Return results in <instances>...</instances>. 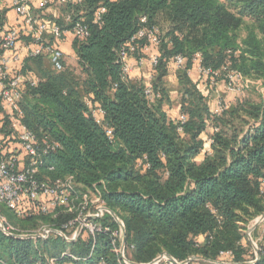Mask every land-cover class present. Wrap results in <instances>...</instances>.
I'll return each instance as SVG.
<instances>
[{"label": "trees", "instance_id": "1", "mask_svg": "<svg viewBox=\"0 0 264 264\" xmlns=\"http://www.w3.org/2000/svg\"><path fill=\"white\" fill-rule=\"evenodd\" d=\"M53 5L61 31L70 32L80 21L88 35L73 36L76 68L63 58V68L56 70L38 55L9 72L21 77L22 122L39 141L58 144L37 177L53 181L72 175L83 188L100 187L107 207L124 224L125 256L136 263H149L162 252L178 261L253 259L243 226L264 213V100L242 95L248 86L232 93L223 85L229 71L264 82V0H67L47 7ZM99 6L105 11L95 22ZM159 22L166 23L163 31ZM151 29L158 39L152 48L158 56L149 80L152 99L146 83L123 74L119 60L139 30ZM135 43L133 56H144L146 38ZM177 55L184 58L183 68L173 67ZM197 56L202 67L218 72L214 85L206 76H189ZM169 74L177 79L175 118L163 109L170 101ZM214 98L226 109L214 113L209 106ZM97 109L98 121L92 114ZM16 134L0 118L4 151L18 149ZM38 203H29L30 214L22 217L0 203V214L18 230L41 223L62 229L71 217L44 216ZM102 222L116 227L108 214ZM92 240L86 234L70 243L56 234L20 239L0 230V264H46L50 258L83 264L62 253L85 257ZM95 248L106 264H119L107 236L98 235ZM258 255L253 264H264V236Z\"/></svg>", "mask_w": 264, "mask_h": 264}, {"label": "built area", "instance_id": "2", "mask_svg": "<svg viewBox=\"0 0 264 264\" xmlns=\"http://www.w3.org/2000/svg\"><path fill=\"white\" fill-rule=\"evenodd\" d=\"M8 4L16 14L21 18L23 27H12L0 35V118H6L10 128L16 130V141L18 149H3V140L0 138V203L3 204L16 217H22L30 214L29 203L38 200L37 209L40 214L56 218L59 214H68L71 217L61 225L63 229H53L48 224L41 223L33 230H18L11 225L4 217L0 216L3 222V228L8 233L36 236L44 240L50 234H56L53 230H58L64 234V240L68 243L76 241L83 234L92 237L88 254L85 257L76 258L68 251L62 255H67L75 260H80L83 264L91 262L92 264H106L102 257L96 256V238L98 235L107 236L110 242V251L115 253L119 264H129L125 258V245L121 247V229L116 223L113 228L102 219L108 214L109 208L103 200L102 190L93 184L91 187L83 188L74 179L72 175L63 178H57L53 181L39 179L37 177L40 165L45 163V156L58 144L53 141L43 139L39 141L22 122V111L18 106L22 91L20 90L21 77L19 75L9 76V63L17 60L16 53L17 42L21 33L30 36L31 46L28 47V56L46 55L52 67L56 70L63 68V52L55 45L45 39V33L58 40L67 31H61L55 23L35 19L32 15V6L30 0H0ZM67 0H40L39 7H47L51 3L63 4ZM105 11L103 6H99L94 14V21L100 22L101 15ZM156 29L139 30L126 47L119 52V60L124 75H129L134 66L140 67L145 59L149 62L151 68L157 64L158 56L152 50L154 44H157ZM70 33L79 40L88 35L87 27L80 21H76ZM145 37L148 44L142 47L145 55L135 57V61H130L136 51V39ZM197 60L196 72L198 75L209 78L211 85H214L218 72L200 65L199 57ZM172 64L175 69L183 68L184 58L177 55L173 57ZM189 74V70H188ZM224 89L237 93L242 87H247L251 80L243 78L236 71H229L224 76ZM150 76L146 82L145 92L152 99L153 93L149 83ZM227 104L219 99L214 108V113H220L225 110ZM102 113L100 109L93 111V117L98 121L97 114ZM181 121L185 120L183 115L179 116ZM107 134L110 131L107 130ZM15 138V137H14ZM210 142V139L207 140ZM111 216V215H110ZM112 217V216H111ZM6 235V234H5ZM8 236V235H7ZM31 237L35 239V237ZM61 237V236H60ZM36 238V239H37ZM255 257V256H254ZM128 259V258H127ZM130 260V259H129ZM180 261L173 258L170 260L162 257L155 264H181ZM46 264H56V259L50 258Z\"/></svg>", "mask_w": 264, "mask_h": 264}, {"label": "crops", "instance_id": "3", "mask_svg": "<svg viewBox=\"0 0 264 264\" xmlns=\"http://www.w3.org/2000/svg\"><path fill=\"white\" fill-rule=\"evenodd\" d=\"M31 1V6H32V15L35 19H40L43 21H46L48 23H54L53 19L57 18L59 16V11L55 5L46 7L44 9H40L38 6V3L40 0H30ZM0 24H1V30H0V35L3 34L4 31H6L9 28L12 27H23V23L21 18L16 14V12L8 5L5 3H2L0 1ZM62 39L60 40H55L51 37L49 33H45V39L49 42L55 41L57 42V45L59 49L63 52L64 56V63L70 67V68H76V58L75 54L73 51L72 47V42L74 40L73 35L70 32H66L63 35ZM31 39L30 36H28L25 33H21L20 38L17 42L16 46V53L18 54V58L15 61H11L9 63V71H14L16 69H19L20 67L23 66L24 60L28 57V47L31 46ZM46 60H48V57L44 55ZM130 61L134 62L135 57H131ZM196 67H197V60L193 62V65L191 69L189 70V76L192 78H196L198 73L196 72ZM151 73V66L149 62L145 59L144 63L140 67L134 66L132 72L129 74V78L132 80H140L143 83H146L148 81V78ZM171 81L175 87L172 89L176 88V91L171 89L169 90V97L171 100V103L168 105H164L163 109L167 113V115L171 118H175L178 116L179 113V103H178V87H177V79L175 75L169 74L166 77V81ZM167 86V85H166ZM175 93V95H173ZM216 99H211L210 100V108L213 110L216 107Z\"/></svg>", "mask_w": 264, "mask_h": 264}, {"label": "water", "instance_id": "4", "mask_svg": "<svg viewBox=\"0 0 264 264\" xmlns=\"http://www.w3.org/2000/svg\"><path fill=\"white\" fill-rule=\"evenodd\" d=\"M109 212H110V215L112 216V218L115 220V222L117 223V225L120 227L121 229V247L123 248L124 245H125V228H124V224L123 222L121 221V219L113 212L109 209ZM264 219V213H262L261 215H259L255 221L253 222V224L247 228V230L245 231V235L248 239V241L250 242L252 248H253V251H254V254H255V258L253 261H249V262H242V263H232V262H225V261H209L207 259H204V258H201L199 256H191L183 261H180L179 263L181 264H188L190 261L192 260H203V261H208V262H211L213 264H253L256 262V260L258 259L259 255H258V247L256 246V244L253 242V240L251 239V231ZM0 230L10 236V237H14V238H20V239H25V238H31L32 236L30 235H21V234H13V233H8L4 230L3 228V222L2 220L0 219ZM55 233H58L62 238H64V234L58 230H53ZM35 237V239L37 238L36 236H33ZM162 257H166L170 260H173V257L170 256L168 253L166 252H162L160 253L153 261L149 262V263H146V264H155L157 261H159ZM125 260L129 263V264H141V263H136L132 260H129L127 258H125Z\"/></svg>", "mask_w": 264, "mask_h": 264}, {"label": "rangeland", "instance_id": "5", "mask_svg": "<svg viewBox=\"0 0 264 264\" xmlns=\"http://www.w3.org/2000/svg\"><path fill=\"white\" fill-rule=\"evenodd\" d=\"M157 26L160 28L161 31H163V29L166 26V23L159 22ZM240 34H242V35L244 34L243 30H241ZM76 74H78V73H76ZM166 85H167V89H171V91L172 90L176 91V88L172 89V88L175 87V85L171 81H169V80L166 81ZM173 95H175V93ZM242 95H244L245 97H248V98H252L254 100H260V99L264 100V82L261 81V80H252L251 83L249 84V86L246 88V90L243 91ZM170 103H171V100L169 101L168 105ZM0 216L2 218L4 217L11 225H13L4 214H0ZM257 217L253 218L251 221H249L247 224H245L243 226L244 235H245V231L247 230V228L250 227L253 224V222L255 221V219ZM13 226L16 227L15 225H13ZM250 236H251V239L253 240V242L258 247L262 237L264 236V219L251 231ZM245 241L247 243H249V245L251 246V244L248 241L246 235H245ZM254 258L251 259V260H248L247 262L253 261ZM218 261H225V260L224 259H218ZM225 262H227V261H225Z\"/></svg>", "mask_w": 264, "mask_h": 264}]
</instances>
